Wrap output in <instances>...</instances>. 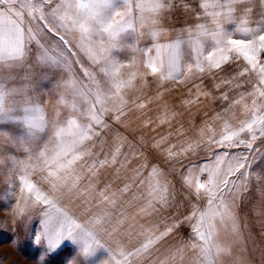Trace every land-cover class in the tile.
Returning a JSON list of instances; mask_svg holds the SVG:
<instances>
[{
  "label": "crops",
  "instance_id": "1",
  "mask_svg": "<svg viewBox=\"0 0 264 264\" xmlns=\"http://www.w3.org/2000/svg\"><path fill=\"white\" fill-rule=\"evenodd\" d=\"M123 3L124 0H113L109 11L119 10ZM255 5L256 12H258L260 9L259 0H255ZM244 6L241 5V7ZM56 9H59L61 15L68 13L69 20L73 21L71 28L67 24L61 26L62 21L59 16L53 15V10ZM77 11V5L70 3L69 0H16L13 3L0 4V121L12 124L23 119L22 116L16 114L24 113L27 126L31 131L29 133L36 136L40 134L38 135L40 137L44 133L31 125L41 123L43 126L46 123L43 126L46 134L50 132V123L57 122L58 131L61 132L59 136H63L65 131L63 121L78 123L87 119V116L83 115L82 112L89 110L90 107H96L98 103L101 104L106 99L105 94L99 93L98 88L106 89L109 78L107 66L113 67L116 57L127 59L122 60V63L116 58V65L118 61L121 64L117 66V69L112 68L110 70L112 76H122L126 80L127 86L123 87L124 90L129 86H137L139 81H149L150 74L146 75L147 69L144 68L135 50L136 47H151L156 42L152 39L147 27L143 34L137 33L135 30H127L118 37H109L107 32H103L95 26L87 13L81 10V14L75 16ZM191 22L190 19L179 13L170 18L167 21L169 38H171L173 30L178 32ZM80 25L87 29L84 35L91 40V47L98 52L93 61L86 50L81 47ZM232 28L233 25H228L229 31ZM52 38L60 40L61 44L58 46L60 48L47 43ZM161 42L166 41L162 40ZM212 46V41L208 40L205 44V50H210ZM44 48H47L52 55L57 54L69 69L64 70V65L59 61L55 63L51 61L49 65L46 64L43 60V54L36 59L37 51L42 50L44 52ZM30 59L36 63L41 62V64H36L34 68V72L38 76L39 83L37 86L34 81H31L32 86L26 81V79L30 80V77L21 78L22 68L31 64ZM192 59L193 57L186 56L185 62L191 63ZM89 62H93V64ZM104 62L107 65L105 67L101 65ZM82 67H85L83 70L86 71L83 74L81 73ZM56 68L58 77L54 76ZM220 75H224V73H220ZM50 78L52 81L49 82ZM63 82L68 85L67 93L61 91ZM94 83L97 86H94ZM201 83H203L202 91L210 92L211 95L201 96L197 99L194 85ZM236 83L243 84V87L235 88ZM255 84L256 76L253 73L244 77H237L233 81V85H225L220 89L212 87V80L208 76H204L203 79L200 76H193L187 80L181 77L174 81L159 79L158 84L155 83L150 89L124 103L118 109L101 114L98 118L109 125V128L102 129L94 122L90 124L88 129H85V134L90 129L92 130L93 139L83 141L82 150L90 151L91 155L86 156L75 165L76 172L81 176V179L78 188L73 190L72 199L65 201L70 210L79 214L85 204H88L90 205V212L87 215H82L81 220H85L89 215L98 212L111 214L113 223L122 219L124 223L120 227L117 238L124 243L126 251L132 253L147 241L149 230H153V234L158 235L170 219H182L190 214L193 206L204 210L207 197L190 194V191L194 192V190H187L182 185L178 171L182 169L183 165L198 166L209 162L212 159V153L206 154L203 150L204 146L201 145L196 154L191 155L189 159H184L183 156L178 157L183 162L181 164L175 159L170 160L164 150L172 147L174 152L179 153L182 148H187L189 144L194 143L199 138V129L206 121L209 128L217 133L222 130L225 120L232 126H237L241 120L246 118L241 105L244 101L241 103H233V101L238 99L241 93L252 91ZM78 85L83 90H80ZM37 87L39 91L36 90ZM30 88L33 90L32 95H30ZM224 92L228 93L227 100L220 98L221 93ZM47 93L49 94L46 95ZM50 93L58 96V98ZM54 98H57L56 103ZM62 99L67 102L65 109H60L61 107L49 109L53 103L60 105ZM252 99L253 97H247L246 102L250 105ZM47 100L51 102L48 103ZM189 100L193 103H185ZM141 104L143 107H140ZM226 109L227 111H225ZM218 113L223 115L224 119L212 120V117ZM116 117H119V120H116ZM97 131L100 132V136H95ZM117 135L122 139L117 141ZM161 137H166V140L161 142ZM158 143L159 148L155 147ZM118 145L120 146V154L117 156V164L112 165L110 158ZM241 149L242 147L229 151L239 152ZM215 151H223V149L214 148L213 152ZM73 154V148H71L62 158L69 160ZM103 159H107L108 163L105 167H100L99 161ZM93 160L97 163L96 176L91 174L88 167ZM141 164L145 165L143 169L145 177L151 168L156 166L162 170L170 182V192L176 197V202L164 213V217L169 218V220L140 212V208L146 203V185L140 188L132 185L131 191L121 194L125 182L130 183L127 181V177L131 176L132 171ZM54 170L55 163L48 165L38 173L37 180H40L44 191L57 195V192L48 187L49 182L51 183L53 180L50 173ZM117 175L120 179L116 178ZM68 183L71 184V180ZM100 192H104L110 198H115V206L101 200ZM113 193H116L115 197H113ZM134 194L138 199H132ZM237 212L238 235L234 236L223 225H217L218 234L215 242L230 248L231 253L219 256L216 264H240L241 261L243 264H253V246L246 222L248 215L243 211L240 202ZM192 223H195V220ZM127 232H130L131 235L127 236ZM193 235L191 224L181 223L179 228L167 238L166 244L159 247V251L153 259L167 260L168 264H179L181 256L185 255L184 264H190L191 258L196 255V250L189 248L185 254L181 253V256L170 258L167 248L180 238L188 240ZM97 243L99 245L98 250H104L103 257L106 264H115V260L121 258L116 253L115 240L110 234L102 232ZM126 258L129 264H136L139 261V258L134 256H127ZM144 264H147V261Z\"/></svg>",
  "mask_w": 264,
  "mask_h": 264
},
{
  "label": "snow or ice",
  "instance_id": "2",
  "mask_svg": "<svg viewBox=\"0 0 264 264\" xmlns=\"http://www.w3.org/2000/svg\"><path fill=\"white\" fill-rule=\"evenodd\" d=\"M3 2V0H0ZM77 5L78 11L74 14L79 16L81 10L87 13L89 19L109 37H118L127 30H135L143 34L147 27L155 43L148 48L136 47L147 74H151L163 81L178 80L184 77L185 80L193 77H210L212 87L220 89L225 85H233L237 77H244L253 73L256 76V84L252 91L241 93L233 103H241L245 113V119L237 126H232L226 120L222 130L217 133L209 128L206 121L199 129L198 139L182 148L179 153L174 152L172 147L165 149L170 160L183 164L178 157L183 156L189 159L195 155L201 145L205 153H212L209 162L198 166L183 165L178 171L182 185L190 194L199 197H207L206 208L200 210L193 206L189 215L182 219H170L164 217V213L173 207L176 197L170 192V182L166 179L162 170L153 166L145 177L143 174L144 164L132 171L127 177L123 192L131 191V186L137 188L147 186L146 203L140 208V212L155 215L164 220H169L158 235L153 230L147 233V241L136 248L134 253L127 252L124 243L118 239L119 230L124 223L118 219L113 223V217L106 212L93 213L87 219L81 220L82 215L90 212V205L85 204L81 213L77 214L70 210L66 200H71L78 188L81 176L76 172L75 165L90 156V151L82 150L83 141L93 139L90 129L87 134L78 132L82 137L78 146H73L71 159L63 160L62 156L53 157L55 170L50 173L53 191L41 190L36 184L25 175L21 178L24 185L23 191L27 193L24 205H34V214L28 215L24 230L29 233L32 243L41 249L36 258V264H48L49 258L58 252L66 243L75 246V250L68 255L65 264H75L72 260L78 251L85 256L95 257L99 249L97 243L100 234H110L115 240L116 253L120 259L115 264H129L127 256L138 257L136 264H168V261L154 260L153 257L163 247L167 238L172 235L181 223L191 224V232L194 234L188 240L180 238L167 248L170 258L181 256L191 248L196 250V255L191 258L190 264H216L219 256L230 254L231 249L215 242L218 234L217 225H223L236 236L239 232L238 212L239 202L246 199L250 193L252 182L256 179L264 184V173L253 175L252 164L254 157L250 155L259 148L264 151V0H259L260 9L256 12L255 0H124L123 6L114 12H110L113 0H69ZM241 5H245L241 7ZM255 12V15L253 13ZM177 13L190 19L185 28L180 31L173 30L171 38L167 21ZM54 16H59L61 26L68 25L71 28L73 23L69 20L68 13L60 14L59 9L53 10ZM228 25H233L231 31ZM255 25V26H252ZM81 47L86 50L90 58L95 59L97 50L91 47V40L84 35L87 29L80 25ZM162 40L166 42H161ZM211 40L213 46L205 50V44ZM41 47H44L41 45ZM44 56L55 62L47 48H44ZM193 57L191 63L185 62V57ZM224 73V75H220ZM218 81V82H217ZM196 97L209 96L210 92L202 91L203 83L194 85ZM235 88L243 87V84L236 83ZM247 97H253L251 103L246 102ZM221 99L227 100L228 93H221ZM187 104L193 101H185ZM140 107H143L141 104ZM227 111V109L225 110ZM221 114L212 117V120H223ZM119 120V117H116ZM97 126L108 129L98 117L95 119ZM100 136V132H95ZM117 141L122 138L117 135ZM166 137H161L164 142ZM159 148V143L155 145ZM174 147V146H173ZM243 148V151L233 152L230 149ZM222 148L223 151L213 149ZM67 151V148H65ZM120 154V146L111 155L112 165L117 164V156ZM127 162V161H126ZM107 159L99 161L100 167H105ZM89 171L96 176L97 163L95 160L89 164ZM123 168V165H121ZM174 170V169H173ZM119 171V170H117ZM187 173V174H185ZM120 179L119 175L116 177ZM71 180V184L68 181ZM92 187V185H91ZM203 190V191H202ZM264 191V189H261ZM116 193H113V197ZM101 200L115 206L116 199L110 198L104 192L99 193ZM0 199L8 201L7 207L0 205V211H11L16 203V194L11 191L0 193ZM133 200L138 199L134 194ZM11 215L5 216L0 224V231L6 230L9 226L14 233V243L19 245L15 239L17 224L12 222ZM35 220L38 227L32 230V222ZM195 220V223L192 221ZM131 235L130 232L126 233ZM78 256L76 259L78 260ZM185 255L181 256L179 264H184ZM13 264H18L14 261ZM243 264V261L240 262Z\"/></svg>",
  "mask_w": 264,
  "mask_h": 264
},
{
  "label": "rangeland",
  "instance_id": "3",
  "mask_svg": "<svg viewBox=\"0 0 264 264\" xmlns=\"http://www.w3.org/2000/svg\"><path fill=\"white\" fill-rule=\"evenodd\" d=\"M15 1L16 0H3L0 4L13 3ZM47 43H50L57 48H60L58 46L61 44L60 40L57 38L49 39ZM38 48L41 47L38 46ZM37 53L38 56H36V59L43 54V60L46 64L49 65V62L52 61L44 56L42 50H38ZM51 56L56 58L55 62L59 61L64 65V70L69 69L67 64H64L57 54H51ZM116 58L121 62L122 60H127L126 58L121 57ZM116 58L113 67L107 66L105 62L104 64H101L104 67L107 66L109 71L107 73L109 78L107 79L106 89L98 88L99 93L105 94L106 99L103 100V103H98L96 107H90L89 110L87 109L85 112H82L83 115L87 116V119H83L78 123L63 121L62 123L65 124L63 136H59L61 132L58 131L59 128L57 122L50 123V126L49 124L47 125V129L49 126L50 132H47L46 134L43 130V126H45L46 123L43 126L41 123L31 125L35 129H38V131L44 133L41 134L43 137H39L38 135L40 134L36 136L35 134L29 133L31 131H29V127L27 126L24 113L16 114L17 116H22L21 118L23 119L12 124L0 121V193H4L7 190L16 194V203L12 206L11 211H0V221H3L5 216L8 215L13 217L12 222L17 224L15 239L19 241V245L14 243V233L10 226L6 230L0 231V264H13L14 261L18 262V264H36V258L41 252V249L32 243L29 233L24 230L27 217L28 215L34 214V209L28 212L22 219H17L13 212L14 206L21 202L22 199L24 201L27 196V193L23 191L24 185L21 182V178L27 175L29 180H33V183L43 190L40 180H37L38 173L48 165L54 163L53 157L56 155L63 156L69 149L73 148L71 147L72 145H79L82 137L77 134L78 132L85 133V129H88L90 124L94 123L95 119L101 114L110 113L114 109H118V107L124 103L150 89L155 83L158 84L159 79L150 74L149 81H139L137 86H129L124 90L123 87L127 86L126 80L122 76H112L110 72L112 68L117 69V66L121 64V62L118 61V64L116 65ZM91 60L93 61L94 59ZM30 62L31 64H28L27 67L22 68L21 78L26 79L30 77V80L26 79V81H28L31 86V81H34L37 86L39 82L37 79L38 76L34 72V68L36 64H41V62L36 63L33 59H30ZM90 64H93V62ZM84 68L85 67H82L81 69L82 74L83 72H86L83 70ZM57 73L58 71L56 68L54 76L58 77ZM104 74L106 75V73ZM50 81H52L51 78L49 82ZM41 84L44 85L43 83ZM61 86V91L67 93V83L63 82ZM94 86H97V84L94 83ZM79 89L83 90L80 86ZM29 90L30 95H32L33 90L31 88ZM36 90L39 91L38 87ZM48 94L49 93L46 95ZM50 94L52 95V93ZM52 96L58 98L56 95ZM57 98H54L55 103ZM49 101L47 100L48 103L51 102ZM61 101V103L59 102L60 105H54L55 103H53V106L50 105L51 107L49 109H57L58 107H61L60 109H65L67 107V102L65 99H62ZM32 132L35 133L36 131ZM26 133H29V135H26ZM65 148H67V151ZM240 151H243V148ZM250 155L254 157L252 164L253 175L255 176V173H264V151H261L258 148L255 153H251ZM48 187L52 189V184L50 182ZM261 189H264V184H260L254 179L250 193L245 194L246 199H243V201L240 202L243 211L248 215L246 222L251 244L253 246V264H264V191H261ZM7 204L8 201L0 199V205L7 207ZM0 227H3V225L0 224ZM37 227L38 225L35 220H33L32 230L35 231ZM74 250V245L66 243L58 252L54 253L49 258L48 264H65L66 258ZM100 251L101 254H99ZM77 256L79 257L78 260L76 259ZM103 256V249L98 250L95 257L85 256L78 251L73 255L72 260L75 264H106V260Z\"/></svg>",
  "mask_w": 264,
  "mask_h": 264
},
{
  "label": "clouds",
  "instance_id": "4",
  "mask_svg": "<svg viewBox=\"0 0 264 264\" xmlns=\"http://www.w3.org/2000/svg\"><path fill=\"white\" fill-rule=\"evenodd\" d=\"M34 209V205L29 204L27 207L24 205L23 199L21 202L14 206L13 212L17 219H22L28 212Z\"/></svg>",
  "mask_w": 264,
  "mask_h": 264
}]
</instances>
